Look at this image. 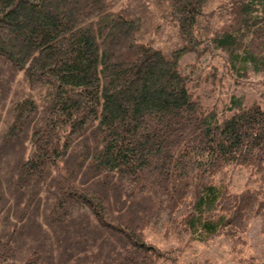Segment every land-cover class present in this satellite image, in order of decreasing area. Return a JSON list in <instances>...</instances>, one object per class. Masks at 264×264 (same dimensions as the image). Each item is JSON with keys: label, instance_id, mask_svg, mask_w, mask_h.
<instances>
[{"label": "trees", "instance_id": "trees-1", "mask_svg": "<svg viewBox=\"0 0 264 264\" xmlns=\"http://www.w3.org/2000/svg\"><path fill=\"white\" fill-rule=\"evenodd\" d=\"M207 49L264 74V0H0V264H167L162 217L242 240L264 182L222 171L264 172V107L203 105Z\"/></svg>", "mask_w": 264, "mask_h": 264}, {"label": "rangeland", "instance_id": "rangeland-1", "mask_svg": "<svg viewBox=\"0 0 264 264\" xmlns=\"http://www.w3.org/2000/svg\"><path fill=\"white\" fill-rule=\"evenodd\" d=\"M184 61L196 63V71L203 75V80L194 86V89L204 106L216 107L223 113L233 95H243L246 104L258 102L264 107L263 73L250 71L246 77L233 76L225 64V58L218 50L212 52L207 49L202 53L186 55ZM192 84L193 81L190 85ZM230 115V110L225 111L222 118ZM222 172L226 173L233 191H240L248 186L257 188L264 182V172L257 171L253 166L230 164L226 165ZM168 227L166 217H162L144 230L146 240L176 253L177 259L169 260L167 264H248L250 259L264 264L263 215L251 217L239 242H234L224 235L206 242H190L180 237L175 229L169 230Z\"/></svg>", "mask_w": 264, "mask_h": 264}]
</instances>
